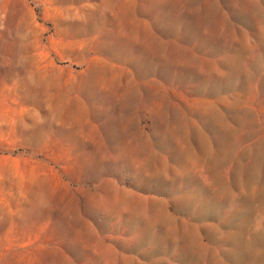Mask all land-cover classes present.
I'll use <instances>...</instances> for the list:
<instances>
[{
	"label": "rangeland",
	"instance_id": "rangeland-1",
	"mask_svg": "<svg viewBox=\"0 0 264 264\" xmlns=\"http://www.w3.org/2000/svg\"><path fill=\"white\" fill-rule=\"evenodd\" d=\"M0 264H264V0H0Z\"/></svg>",
	"mask_w": 264,
	"mask_h": 264
}]
</instances>
